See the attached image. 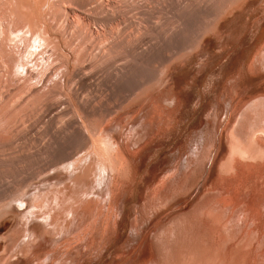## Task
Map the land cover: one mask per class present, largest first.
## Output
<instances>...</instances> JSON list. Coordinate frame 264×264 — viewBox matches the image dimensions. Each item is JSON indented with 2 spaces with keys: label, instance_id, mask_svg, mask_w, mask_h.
<instances>
[{
  "label": "bare ground",
  "instance_id": "obj_1",
  "mask_svg": "<svg viewBox=\"0 0 264 264\" xmlns=\"http://www.w3.org/2000/svg\"><path fill=\"white\" fill-rule=\"evenodd\" d=\"M3 1H4V6L0 9V31L2 32V34H4V37L7 35V38H9V40L14 41L15 39H19L22 43V50H20L22 52H21V55L19 57H14L15 55L11 56V57L10 56L4 57V58L0 57V69H1V71L2 72H3V70L5 71V73L7 75V79H8V81H10V83H13V82L17 83V86L15 89H12V90L9 89L8 90L7 89L8 86L5 85V81H6L5 80L4 86H7L6 89L8 91L6 89H5L6 93L4 91H1V92H4L6 95L2 93L3 95H5V97H3V99H4L3 101H2V99H0L2 101L0 103V123L3 122V125H4V123H6L8 126H10L9 127L10 129H12L11 127L14 126V123H16V121H13L14 119L12 120L10 118L9 113H11V115H17V116H19V114H21V115L24 114V113H22V111H19L20 113L18 114L17 113L18 109L16 107H22V105L27 104V103L29 104L28 101H30V102L35 101L36 99H39V98L44 99L45 97H47L46 94H44V92H43L45 89L49 88L48 89V98H50L52 100H55L57 95L59 93H61V91L63 89V85H64V87L66 86V90H67V84L68 83L72 84V80L77 79V77L74 76L75 74H73V76L75 78H73L72 80H69L68 83H67L68 80H66V75H69L70 68H74L73 65H71L72 61L77 62V65L75 66V68L80 73V76H79L80 82L85 81V82H83V83H85V84H83L84 87L88 83V82L86 83L87 80L89 82L93 81V80L88 79L89 74L86 71H88L87 69L90 68L89 67L90 63L92 64L93 63L92 61L93 60L95 61V59L98 56H95L96 58L92 57V59L94 58L93 60L90 58L92 60L91 62L89 61L90 63L89 62L85 63V62L88 60L87 58L90 57L89 54L91 53V51L94 48H96V52L98 51V53H99V51H101V53H102V54H99L101 56L98 57V59L102 57L101 59L104 58V60L106 58H107L106 60H109V58L111 57V56L109 57L110 54L107 55L106 52L109 53L110 51L115 50V49L118 50V49L124 48L126 50H130L131 55H133V57H131L132 59L134 57H135L134 59H136V54L138 56L137 58L142 57V58L147 59L149 57L152 58L155 56V52L158 51V50H156V47L161 48L159 44H158L159 46L158 45L156 46V42L154 45L153 44L154 42H152V41H151L152 44H149L148 47L146 46L147 48H145V49H142L141 47L140 48L137 47L139 44L138 42H141L142 40L146 39L147 38L146 36H148V38L151 37L147 34L156 33L155 31L158 30L157 28L153 29V27L152 28L143 27L144 32H140L139 35H137V36H132L130 34L132 37L128 38V39H124V40H116L115 39V40H113L114 39L113 38L112 40H110V37L112 38L113 35H117V34L119 35L120 32L122 33V29L116 28L117 29V34H116V32H115L116 30L115 31L114 30L104 31V30H102L103 29L102 27L100 28L97 26V24L100 26H104L105 24L110 26V24H112V23H113V25L116 24V22L119 19L121 20L122 15L125 16L124 12L119 13V9L121 7H126L127 9L130 7L129 9L131 10L134 7V6H132V3H134V2H132L133 0L132 1L129 0L132 3H130L128 1V3L131 4L132 8H131V6H129L130 4L126 5L127 0H3ZM92 1L94 3V6H91ZM94 1H96V2H94ZM153 1H155V0H141V2H139V3H141V6L139 4H137L138 6H140L142 8V11H141L140 7H139V10L141 12V15L143 17H145V20L147 22L149 20H151L150 19L151 17H153V16H151V14L154 12H152V11H151L152 13L149 12V10H154V9H150L151 5L149 4ZM163 1L164 0H162V2ZM214 1L215 0H185V1H180L179 3L177 1L178 7L175 6V7H177L176 9H178V14L176 13L177 14V17H176L177 20L175 21L176 27H175V29L172 27L174 30L172 29L171 33L169 31H167V29H165L168 32V33L167 32H165V33H167V35L169 34L167 39L170 40L173 38H176V39L182 38L183 37L182 35L186 36L187 32L189 31L188 27H190L189 21L187 20V17L189 16V14L191 12L192 13L195 12V13H197V15L199 14L201 17L202 16L203 17L209 16L211 11H214V9H215V6H214L215 2ZM157 2H160V1L157 0ZM165 2H166V0H165ZM167 2L166 3L163 2L164 8H165ZM65 3L68 4L67 7H69V5H71V6L69 8L65 7V5L63 6V4H65ZM168 3L170 4L171 2H168ZM148 4L150 5L149 7H148ZM171 4H173V3H171ZM86 5H87V7L88 6H90V7L88 8V11H85V13L83 11L79 12V10H77V8L84 10L83 8ZM133 5H135V4H133ZM161 5H162V3H159L158 7H161L160 9L163 10L164 8ZM74 6H76L77 8H73ZM127 6H129V7H127ZM167 6H166V9L168 10L169 6L168 7ZM87 7L85 8V10H87ZM153 7H155V9L157 8L156 5H153ZM170 7L173 8L172 5ZM63 8H64V10H63ZM136 8L138 9V7H136ZM156 10H158V9H156ZM156 10H155V12H156ZM167 10H165V11H167ZM165 11H163V14H162L163 16L162 15L161 16L163 18H168L167 16L169 14L167 15L166 13H170V12L167 11L165 13L166 17H164ZM62 12H65L64 18H63V14L60 15ZM159 12L161 14L162 11H157L158 14H159ZM170 14L172 15V12ZM173 14H175V13H173ZM176 14H175V16H176ZM60 16H62V17H60ZM175 16L173 17L174 18L173 20L176 19ZM60 18L61 19L63 18L62 19L63 20V22H62L63 28L61 27L63 31L58 30L60 27L59 26L60 23H58V20ZM188 18L190 19V17H188ZM198 19H196V20H198ZM60 20H59V22H60ZM125 20L122 22L123 24H124ZM143 20H142V22H143ZM55 22H57V25H55L56 24ZM145 22H143V24H145ZM79 24H82V26L84 27L83 30L81 27H79ZM74 25H76V26H74ZM91 25H95V27H98L99 29L97 30L95 27H91ZM125 25H126V23H125ZM134 25H136V23H134ZM137 25H139V23ZM154 25H156L155 27H158L157 23H155ZM162 25H163V23H162ZM56 26H58V27H56ZM118 26L119 25H117V27ZM65 30H66V33H68L71 30L72 33L71 32H69V33H71L72 35L69 34L70 37L66 36L64 34ZM253 32H256V34L253 35L254 37L252 36L255 39L257 36H259L260 30L256 29V31H253ZM93 34H97L96 40H94L95 38L93 39ZM158 34H157V36H158ZM161 35H163V34H161ZM161 35L158 37L162 40V38L164 36L162 37ZM179 35H181L182 37ZM119 36L122 37L121 34ZM157 36L154 37V35H153L152 36L153 40H154V38H157ZM72 37H74V38H72ZM75 38H76V40L78 39L77 41L79 44V45L76 44L77 45L76 47L78 48L80 46L79 47L80 50H79V48H78V50L76 49V47L74 46L75 45V43H74L73 48H75V49L73 51L72 50L73 48L71 47V45L73 44L72 41H74L73 39H75ZM183 38H185V37H183ZM76 40H75V42H76ZM163 40H165V37L163 38ZM11 41L10 42L8 41V42L12 43ZM147 41H148V39H147ZM96 42H97V44H95ZM149 42H150V40H149ZM167 42H168V40H167ZM4 44H6V43H4ZM181 44H182V42H181ZM164 45H166V43ZM4 46L2 48H4ZM11 46H12V44H11ZM15 46L17 47V44ZM172 46H174V45H172ZM69 48H71V50H69ZM164 48L162 45L161 49H164ZM263 48H264V46H263ZM263 48H261L262 52H264ZM138 49H140V50H138ZM197 49H198V47H197ZM117 50H115V51H117ZM76 51H79V52H76ZM94 52L92 51V53H94ZM113 52H112V54H113ZM47 53H48L47 61L49 62L48 65H50L49 68H51L50 72L49 73L46 72L48 74L44 78L39 79L38 85L36 84V86H34V87L31 86L32 87L31 91H29V92H31V93H29L30 95L29 96L26 95L25 96L26 98H23L20 95V93L22 94V92H21L22 89H24L23 86L29 85L37 77L36 74H34V76H32L33 73L31 74V69L28 67V63L30 62L31 56H33V54H37L38 56H42V54L45 55ZM160 53H161V50H160ZM190 53H188V55ZM114 54H116V53L114 52ZM260 54L261 53L256 55V64L254 65V70L256 71L257 75H263L264 74L258 68L261 65L262 66L260 68H262V67L264 68V64L261 63V61H263L262 58H259V60L257 59L258 56L260 57ZM175 55H174V57L171 56L172 59L176 58ZM91 56H92V54H91ZM180 56H182V54ZM261 56L264 59V54H262ZM35 57L36 56L34 55L33 58H35ZM114 57L113 58L111 57L112 59H110V61H108L109 65L110 64L115 65L118 62V61L113 62L115 59H118V58H116L117 56L115 57V59H114ZM171 57L169 59L170 61L168 60L169 62H171V60H172ZM184 57H187L186 54ZM197 58H199V59H201V61H203L202 57L200 55H198ZM101 59H100V61L96 59L97 62L95 61L96 63H93V65H91V66H94V64L97 65L99 62H102ZM31 60L33 61V59H31ZM44 60L46 61V59H44ZM111 60H112V63H111ZM136 60H138V59H136ZM139 60H138V62H139ZM35 61H36V59H34V62ZM38 61H40V60H38ZM108 62H105V63L108 64ZM134 62H136V61H134ZM118 63L116 64V66L118 65ZM168 63H166V64H168ZM263 63H264V61H263ZM159 64H160V62H159ZM171 64H174V63H171ZM202 65L204 66V61L202 62ZM43 66L44 65H42V67ZM102 66H104L103 68L108 67L107 65H102ZM102 66H101V70L103 69ZM116 66H112L113 69ZM119 66H121V65H118L117 66L118 68L114 69V70H118ZM37 67H39V66H37ZM44 67L46 68V66H44ZM248 67H246V69ZM98 68H99V66H98ZM98 70H100V69H97V71ZM106 70L104 69L105 74H103V75H105V80L108 78V76L106 75V72L108 74V71H109V70H107V71ZM248 70L249 71L251 70L250 72L252 73V68H250V69L248 68ZM41 71H42V69H41ZM45 71H43L44 74H45ZM53 71H59L61 77H60L59 81H57V83L55 84L56 87L55 88L53 87V89H50L49 86L47 87V84L49 83V81L52 80ZM239 72H241V69L239 70ZM5 73H3L4 76H5ZM38 73H40V75H42L41 72H38ZM89 73H91V72H89ZM93 73H95V71ZM98 73H99V71H98ZM102 73H103V70L100 73V75ZM161 73H162V71H161ZM109 74H111V72H109ZM152 74H151V76H152ZM242 74H243V72H242ZM54 75H55V73H54ZM123 75H124L123 69L121 71H119L118 75L115 74V72H114L113 77L111 75H109L111 78H113L112 84L114 86L118 85L120 87L121 84L124 83L123 82V80H124ZM12 76H14V77H12ZM26 77H28L27 79L29 81L26 80L24 83H21V80L23 78H26ZM100 77L101 76H99V78ZM99 78H97V80H99ZM67 79H69V77ZM1 80H3V79H0V82H1ZM171 80H172V82L169 81L167 84L163 83L164 80L163 81L160 80L161 83L160 84L158 83L159 85L157 84L155 91L163 85V90L162 91L159 90L160 94L164 95L165 93L168 94L169 92H172L174 84H175L174 83L175 82L174 77ZM70 81H71V83H70ZM96 81H93V83L95 82L94 84H96L98 82V81L97 82ZM100 81H101V79H100ZM19 82L21 83V85H18ZM104 82L105 81H103L101 83L99 82L96 85L97 86L99 85V87H100L101 86L100 84H102ZM6 83H7V81H6ZM75 83L77 86H81V85H78V82H75ZM1 84H3V81ZM1 84H0V87L1 86L3 87V85H1ZM90 85H91V82H90ZM90 85L88 84V86H89L88 88H84V89L82 88L83 91L85 89L91 90ZM102 85H104V84H102ZM167 85H168V87L165 88V86H167ZM4 88H1V90L2 89L4 90ZM70 88H72V87H70ZM73 88L74 89H72V91L76 93L78 91V89H76V87H73ZM100 88H102V86ZM75 89L77 91H75ZM98 89L99 88L96 87L95 90L93 89L91 91H95L94 94H97L98 92L96 93V90L98 91ZM64 90H65V88H64ZM262 90H264V89H262ZM88 91H86V93ZM91 91L88 92L90 94L87 93V96L84 94L87 97V99L85 101L83 99V102H80L82 99L81 100L79 99L78 100L79 101L78 103H80L79 106L76 108H72L73 112L72 111L71 112L73 113L75 118H73V117L71 118L70 115H68L69 113H64L67 111L66 110L67 108L65 109V107H64V109L66 111L65 110L62 111L63 109L60 107L62 104L61 105L59 104V100H58V102L57 101L56 102L51 101L46 106V112L44 111L45 114L46 113L47 114H53L51 118H53L54 116L57 115L56 120L58 121V123H55V122H57L55 119H54L55 122L51 121V122H53V124L50 122H46V124L49 123V125L51 127H52V125H54V123L58 125V127L56 126V128H57V129H55L56 131L53 129H52L54 131V132L52 131L53 133L50 131L51 132L50 134H52L53 137L55 139H57L55 142L57 143L59 138H61V140L64 141L63 138L67 137L69 139V141H72L73 143H75L74 144L75 148L71 152H67L68 150L66 149V147H64L66 145L65 143H61V145L57 144V147H55V148H51L50 142H48L49 145L48 144L43 145V143L41 144V145H43V147L44 146L46 147L48 145L44 150L45 152L43 151V154L46 156L44 158H46V159L55 158L53 160V162H51V164L54 163L53 168L51 170H49V167H47L48 173L46 172L47 173V175H45L46 179L43 181V183H45V186L44 187L40 186L33 193L26 192L24 187H21V188L19 187V189L16 190V192L11 193L9 196H6V194L9 193L8 191H10L8 189V187L4 186L5 188L3 190V188H1V186H0V188L3 190V191L2 190L0 191V227L5 224V220L9 219V217L10 218L15 217L17 219L15 226L9 232V233H12V236L9 235V233L5 236V241H6V243H5V245H6L5 255L0 256V264H24L22 262V258L27 259V264H56L57 260L54 263H52L53 262L52 260L55 257L56 253L53 257V255H52L53 250L49 251L50 250L49 247H50L51 243H57L60 239L62 241L66 237H68L69 229L73 226L81 227L83 232H81L82 230L80 232L85 234V236H83V238H85L86 236H88V238H89V236H91V238H89V239L91 242H93L94 240L98 239L97 233L100 231L99 230L97 233H95L97 231L95 229V225H96V222L98 220L97 218H100L102 216L106 217V215L109 212H111L113 205L116 202L118 203L120 201L121 203H123L119 199V197H120V193H119L120 189L119 188L120 187L118 188L117 184H118V182L121 181V179L124 178L125 173L128 171L127 170L128 167L130 168L129 161H128L129 156H130L129 148H128V142L121 140L122 138H120V127H119L120 125L119 124H116V123L110 124L109 123L110 121L108 123L103 121L102 120L103 119L102 118L103 113L101 114V112H98L97 108H96L97 112H95L93 110V109H95L94 108L95 106H91V104L93 102L91 103L88 100V98L91 99V96L93 98L95 96L94 94H93L94 96L91 94V93H93ZM63 92L64 91H62V93ZM256 92H259V91H256ZM75 93L73 95H75ZM102 93L103 92H101V94ZM233 93L235 95V91H233ZM64 94H66V93H64ZM64 94H61V95H62V98L64 97V99H65L66 98L65 96L67 94L65 96H63ZM77 94L82 95L83 92L79 94V91H78ZM77 94H76V96H74L75 99H77V96H78ZM98 94H100V93H98ZM249 94L250 93L246 92L243 94V96L249 95ZM18 95H19V97H21L20 98L21 100L18 98ZM70 95L73 98L72 92ZM158 95L159 94H157V96ZM99 96L100 95L97 96V99ZM108 97H106V98H108ZM146 97L147 96H145V98ZM159 97H157V98H159ZM29 98H31L33 100H31ZM48 98H46V99H48ZM80 98H82V97H80ZM152 98H154V97H152ZM14 99H17V100L19 99L20 103L18 104L19 100L17 101ZM73 99L68 102V103H70V105H71V102L74 101ZM95 99H96V97H95ZM66 100H70L68 98V96H67ZM154 100H156V99H154ZM230 100H232V99H230ZM13 101L14 102L16 101L17 105L14 107L13 106L11 107L10 105H11V102L14 103ZM78 103H76L75 106H77ZM73 104H74V102H73ZM9 106H10V108H14V109L16 108L15 109V110H17L16 114L12 112L13 111L12 109L10 110L11 112L8 111ZM99 106H100V109H101V106H102V108L104 107L103 104H101V103ZM147 106H148V104H147ZM230 106H232V101L229 102L228 107H227L228 109H226V108L225 109L229 111ZM43 107H45V106H43ZM139 107H138V109H139ZM23 109H24V106H23ZM25 109H27V106L25 107ZM145 109H143V111ZM136 110H137V108L134 109V112L132 113L131 116L127 115L125 117H127L128 120L130 119L131 121H133L134 126L136 127L135 129L138 131L141 130L144 133L143 135H147V133L151 134L152 130H150V129L148 130L147 128L144 129V127H143L144 123H142L143 121L140 122L139 112L136 113ZM159 110H160V108H159ZM230 110H231V107H230ZM252 110H254L256 112L255 117H253V115H252V112H253ZM107 111H109V110H107ZM234 111H235V114L231 118L232 120L229 121L226 125H223L224 121H226L225 120L226 116H225V118L221 121V123L218 126H216V125L212 126L213 133L211 135L214 137L213 141L207 143L209 146L207 145L208 150H207L206 155L202 154V150L204 148V147H202V150L200 152L201 154L199 153V155H203L204 157L201 158V160H199V161L197 159L195 166L192 167L193 169L191 168L192 170H190L191 174L189 173L186 175H179V177L181 179H183V181L181 183L178 182V187L175 185H172L171 182L167 183V186L163 189L160 197L158 198L159 201H161L160 206H157V205H159V204H157L158 201L155 202V204H153V206L150 207V211L148 212V213L151 212L152 217L148 216V213L146 214V219L144 221V224L146 227L139 232L138 231L139 228L137 226H133V229L136 232V236L140 238V240H139L140 241L139 251L142 252L143 248L144 247L147 248V245H149L147 248L148 251L150 252L153 249H155L157 252V255H158L157 259L158 258L162 259L159 262H158L159 259L158 260L156 259L157 261L155 260L154 264H264V256L261 255L264 253V210L260 206L262 200L259 203V200L257 201V198H259V197L257 196V198H255L256 195L259 194L263 190L262 184L264 183V181L263 182L260 181L261 185H258V183H256V184L254 183L255 185L252 186V184H251L252 183L251 181L254 180V178L256 179L257 176H262L264 174V93L258 94V96L253 97V98H249L247 100L244 99L242 101H239L237 103L236 109ZM24 112H26V111H24ZM27 113L28 112H26V114ZM134 113H136V114H134ZM155 113H156V111H155ZM216 113H218V112H216ZM63 114L64 115L67 114L65 116H68V117H66L64 119L65 116ZM224 115H226V114H224ZM24 116H23V120L26 118V116L25 117ZM152 116H154V115H152ZM251 116L253 117V119ZM13 117L15 118V116H13ZM93 117H98L97 118L98 122H97V119L95 121L93 119V121H94L93 122L91 120ZM160 117H161V119H164V116H160ZM153 118H152V120H153ZM15 119H17V118H15ZM20 119H22V118H19L18 122H21ZM38 119L39 118H37V120ZM30 120H32V119L30 118ZM91 121L93 122V124H90ZM154 121H156V120L154 119ZM35 122H36V120H35ZM151 122H153V121H151ZM248 122L249 123L252 122L253 124L252 123L248 124ZM33 124H36V123H32V125ZM141 124H142V126H141ZM18 125L15 124V126L13 127V131L8 132L9 135L12 134L13 132H15L14 134H12L13 136L11 137L13 139L14 135L16 134L15 140L18 139V137L20 138L21 136H23V134H25V132H26L23 123L20 125V127L17 128L16 126H18ZM45 125H44V128L46 127ZM159 125H161V124H159ZM50 126H47L46 129L51 130V129H48V127H50ZM154 127H155V125H154ZM215 127H217V133H218L216 135L219 136L218 147H215V148H217V155L215 156L213 161H211V158H212L211 156H213L212 151H213L214 146L216 144V135H215L216 129H215ZM222 127H224V131H222L223 130ZM15 128H17V129H15ZM31 128L33 129V127H31ZM42 128H40V129H42ZM27 129L28 128H26V130ZM151 129H152V127H151ZM2 130L6 131V129H2ZM111 131H114V135H112ZM26 133H28V132H26ZM42 133H43V131H42ZM223 133L225 134V141L224 140L223 141H224L225 146H226V151H225L224 155L222 157H220V152L223 148V146L221 147V145L223 143V141H222ZM17 134H19L18 137H16ZM200 135H201V133H200ZM9 137H8V139L10 140L11 138H9ZM54 138L52 139V137H51V139H49V140L52 141V140H54ZM12 139L10 141L11 142L13 141L12 143L14 144L15 141ZM44 139H46V138H44ZM207 139H208V137H207ZM9 140L7 141V143L9 145L6 144V142L3 143L2 139L0 140V154L1 155H2V153L5 152L7 145L8 146L13 145ZM46 142H47V140H46ZM58 142H60V140ZM62 144H64V146H62ZM144 144H147V143H144ZM53 145H54V143H52V147H53ZM55 146H56V144H55ZM80 146H81V149H82V147L86 148L87 152L84 151L85 149L82 150V151H84V153L80 152L81 151V149H79ZM203 146H205V145H203ZM39 148L41 150V147H39ZM13 149H14V147H13ZM8 151H10V150H8ZM137 151H138V149H137ZM11 153H13V152H11ZM11 153H8L9 156ZM80 153H81V155H80ZM133 153H136V152H133ZM37 154H36V156H37ZM1 155H0V157L3 156V155L2 156ZM73 155H75V157ZM12 156H10V157H12ZM40 156L42 157L43 155H40ZM7 157L4 158V156H3L2 158H0V174H4V173L5 174L10 173L11 174L10 168H13V166H14L11 164V161L13 159L10 158V159H12L10 161L8 159L9 157L8 158ZM48 157H50V158H48ZM26 158H28V157H26ZM44 158H43V160H44ZM198 158H200V157H198ZM1 159H3L4 161L3 160L1 161ZM5 159H7L8 161ZM17 160H18V158H17ZM17 160H15V161H17ZM28 160H30V159H28ZM33 160L34 159H32V161ZM216 161L220 162L219 177L221 179H217V181L219 182L218 184L212 183L213 185H210L209 188H206L205 181L207 180V178L211 174V172L212 173L215 172ZM35 162H37V161H35ZM219 162H218V164H219ZM33 163H34V161H33ZM45 163H46V161H45ZM209 163H211V167L209 168L208 174L204 179V185L201 187L200 186L198 187V191H197L198 194H197L196 201H195V204H194L192 210L190 212H188L187 214H185V213L181 214L182 211H179V212H177L171 216H168V218L165 220V222L163 221L164 223L160 224L158 227H155L149 231L150 236L148 235L149 237L147 236L145 241H144V244L141 245V242H142V239H143L145 233H148L149 228L152 225H154L157 222L156 219L158 217H160L161 213H159V212L162 209L164 210V208L167 209V208L171 207L172 205L176 204L177 201L182 197L183 194L189 192L190 190L193 192L196 189V187L202 183L201 179H202V177H204L203 175L206 172ZM16 164H19V162ZM48 165H45V166H48ZM28 166H30V164ZM40 166H41V164H40ZM17 168L16 169L13 168V171L14 170L15 171L14 172L12 171V172L15 173L16 170L18 172ZM34 168H31V169H34ZM44 169L45 168H43L42 171H44ZM40 170H41V168H40ZM23 171H25L24 167H23ZM23 171L21 173H24ZM115 171H117V175H118L117 181H115L116 179L114 180ZM222 171H223V178L221 176ZM37 172H40V171L38 170ZM28 173H30V172H28ZM44 173H42L43 175H41V178L44 177ZM34 174H35V172H34ZM70 174H71V176L69 177ZM4 175L2 177H5ZM17 175H15V176H17ZM36 175H40V174H36ZM36 175H35V177L37 180V179H39V178H37L39 176H36ZM23 177H26V176L23 175L21 177V179H18V180L21 181L22 179H25ZM28 178H30V177H28ZM113 180L116 183H114ZM127 180H129V179L126 178V181ZM260 180H261V178H260ZM14 181H15V178H14ZM31 181H29V182H31ZM40 181L37 182V181L33 180L32 182H37L38 184H40ZM196 181H198L199 184L195 185L193 188H191V186L193 185V182H196ZM29 182L27 181V183H29ZM32 182L29 183V185L32 184ZM104 182H105V187H106L105 192L107 194L102 193L103 189L101 187L103 186ZM157 182L154 184L158 185ZM113 183H114V186H112ZM3 184H6V183L4 182ZM20 184H22V183H20ZM20 184L18 186H20ZM126 184H128V182ZM35 185H36V183H35ZM155 185H154V187H155ZM207 185L209 186V184H207ZM31 186H34V184ZM9 187L11 188L12 186H9ZM111 188H112V190H111ZM227 193L230 194L229 198L226 197ZM96 194L98 196L105 195V198L103 197L102 199H99L97 197L94 199ZM158 195H159V193H158ZM262 195H263L262 197L264 199V192L262 193ZM133 198H135V197H133ZM181 207H183V206H181ZM227 208L230 209L229 212L226 210ZM117 210H115V211H117ZM105 217H103L104 220H105ZM107 217L109 218L110 216H107ZM108 218H106V220ZM40 219H42V221H40ZM108 222H110V221H108ZM100 223L102 224V219L100 220ZM101 224H100V226H102ZM106 224H107V222H106ZM108 224L106 225L107 228H108ZM225 225H227V226H225ZM236 230H240V232L242 230V234L240 237H238L240 232L238 231L239 232L238 233V232H236ZM102 231H103V229H102ZM107 231H109V230H107ZM103 232H105V230ZM81 233L79 234V236L81 235ZM73 234L70 237V240L73 237ZM101 234H103V233L101 232ZM106 235H108V233H106ZM247 235H249V236H247ZM75 236H77V235H75ZM75 236H74V238H75ZM100 236L101 235H99V237ZM106 237L108 238V236H106ZM113 237H114V235H113ZM234 239H236V241H234ZM106 240L103 242H106ZM260 240L262 242L261 245L259 244ZM151 241H153V243L155 241V243L161 244L162 248H159V249L155 248V245H154V247H151V245H152V243H150ZM87 243H89L88 240H87ZM92 244L94 245V242ZM92 244H91V246H92ZM239 246H241L243 248V250L241 248L238 249ZM258 246H260V247H258ZM14 248H17V250L13 251ZM89 249L90 248L88 246L86 251H88ZM255 250L257 252H254ZM42 255H44V258H41ZM138 255H139V253H138ZM144 256H146V254ZM144 256L139 257L136 255V258L142 260ZM257 257H258V259H257ZM45 258H48V259L44 261ZM40 259H43V260H40ZM63 260H66V259L63 258ZM59 263L60 262H58V264Z\"/></svg>",
  "mask_w": 264,
  "mask_h": 264
},
{
  "label": "rangeland",
  "instance_id": "obj_2",
  "mask_svg": "<svg viewBox=\"0 0 264 264\" xmlns=\"http://www.w3.org/2000/svg\"><path fill=\"white\" fill-rule=\"evenodd\" d=\"M128 1L129 0H127L126 5L134 2V3H132V6H134L133 7L134 9L132 8L131 4L129 6H131V8L133 10L132 9L130 10L129 6H127V7H129L128 9L126 7H121L119 9V13L124 12L125 16L122 15L121 20L119 19L116 22V24L119 25L118 27L116 24L113 25V23L110 24V26L106 25V24L104 26H100L97 24V26L100 28L102 27L103 28L102 30H104V31H107V30H114L115 31L116 30L115 31L116 34H117L116 28L122 29V33L121 32L119 33V35L121 34L122 37H120L117 34V35H113L114 37L112 36V38L110 37V40H112L113 38H114L113 40H115V39L116 40H124V39L131 38L132 36H137V35H139L140 32H144L143 27H145V28L146 27L147 28L153 27V29L157 28L158 30L155 31L156 33L152 32L153 34H151V33L147 34L151 37L148 38V36H146L147 37L146 39L142 40L141 42H138L139 44L137 47L138 48L141 47L142 49H145L148 47L149 44H152V42H154L153 43L154 45L156 42V46L159 44L160 47L162 48V45H163V48L165 47L166 49L165 48L161 49V48L155 46L156 50H158L159 52L158 51L155 52V56L152 57L153 59L151 57H149L147 59L142 58V57L137 58L138 56L136 54V59H138V60L140 59L139 62H138V60L134 59L135 57L133 59L131 58V57H133V55H131L130 50H126L124 48L118 49V50L115 49L117 51L112 50L109 53L106 52L107 55L110 54L109 57L111 56L113 58L114 56L115 57L117 56L116 58H118V59H115V57H114V59L116 61L114 60L113 62H117V61L119 62L120 61L119 63L118 62L117 63H118V65H121V66H119L118 70H114V69L118 68L117 67L118 65L116 66L117 63L115 65H113V64L109 65L108 61H110V59H112L111 57L109 58V60H106L107 58L105 60H104V58L101 59L102 57L98 59V57L101 56L99 54H102V53H101V51H99V53H98V51L96 52V48H94L92 51L93 52L95 51V52L92 53V51H91V53L89 54L90 57L87 58L88 60L86 59L87 61L85 63H87L89 61L91 62L94 58H96L95 56H98L96 59L99 61L101 59L102 62H99L97 65L94 64V66H91V65H93V63L97 62L96 59H95L96 62L93 60L92 64L89 62L90 68L87 69L88 71H86V72L89 74V78H88L89 80L96 81L97 78H99V76H101L102 78L100 77L99 80H97L98 82L97 81L96 82L101 83V82L105 81L104 83H102L104 85L100 84L102 86V88H100L101 86L99 87V85L97 86L96 85L97 83L94 84L95 82L93 83V81H90L91 82V85H90V82L88 80L86 81V83L87 82L88 83L84 87L83 84H85V83H83V82H85V81H83V82L81 81L82 83L80 82V78H79L80 73L75 68V66L77 65V62L72 61L71 65H73L74 68H70L69 75H66V80H68L67 81V83H68L69 80H72L75 77H77V79H74L75 81L72 80V84H69V83H68L69 85L67 84V90H66V86L64 87V85H63L62 91H64V92L62 93V91H61V93H59L57 95L55 100L48 98V89H49L48 88V89H45L43 91L47 97H45L44 99L39 98V99H36L35 101H31V102L28 101L29 104L27 102L26 103L29 106L27 104H24V105H22V107H16L18 109V111L15 110L16 108L15 109L10 108V106L14 107L17 105L16 101L15 102L13 101L14 103L11 102V105L9 106L8 111H10L12 109L13 110L12 112L15 114H16V111L18 114L20 113L19 111H22V113H24L22 115L19 114V116L11 115V113H9L10 118L12 120L14 119L13 121H16V123H14V126H15V124L16 125L19 124L18 126H16L18 128L23 123V125L25 127V131L28 133L25 132V134H23V136H21L20 138L18 137L19 134H17L16 137H18V139H16L17 140L16 141L15 140L16 134L14 135L13 139L11 138L13 136L12 134H14L15 132H13L10 135L8 133V132L13 131L14 126L11 127L12 129H10L9 128L10 126H8L6 123H4V125H3V122L0 123V126H1L0 127V140L2 139L3 143L6 142V144H8L7 141L9 140L8 137L10 136L9 138H11L12 140L15 141L13 144L12 143L13 141L11 142L10 141L11 139L9 140L14 146L13 145L8 146L9 145L8 144L5 152L2 153V155L4 156V158L8 156L9 158L8 157L7 158L10 161L13 159L11 161V164L14 165L13 166L14 169H16L18 167L17 168L18 172L16 170L15 173H13L15 170L13 171V168H10V170H11L10 172L12 175L9 172H8L9 174L6 173L7 175L5 173H4L5 175L0 174V182L2 183V184L0 183L1 188H3V190H4L5 187H8V189L10 190V191H8L9 193H7L6 196H9L11 193L16 192V190H18L19 187L20 188L24 187L26 192L33 193L40 186H43V187L45 186V183H43V181L46 179L45 175H47V173H48L47 167H49V170H51L53 168V164H54V163L51 164V162H53V160L55 159V158H50V157H48L50 159L44 158L46 156L43 154V151L49 145L48 142H50L51 148L57 147V144L61 145V143H65L66 145L64 146V144H62V146L66 147V149L68 150L67 152H71L75 148V145H74L75 143H73L72 141H69V139L67 137L63 138L64 141L61 140V138H59L58 141L60 140V142L57 141V143H56L55 141L57 139H55L53 137V135L50 134L53 130L57 129L56 126L58 127V125L55 124V123H58V121L56 120L57 115L54 116L53 118H51L53 114H47V113L45 114L46 106L51 101L52 102H56V101L58 102V100H59V104L60 105L62 104L60 106L63 109L62 111H64L67 108L66 110L68 112L65 110L66 112H64V113H69L68 115H70L71 118L72 117L75 118L73 113H72L73 112L72 108L78 107L80 104V103H78L79 102L78 100L82 99L80 102H83V99H84V101H85L87 99V97H86L87 93L93 89L95 90V88L98 87L99 89H98V91L96 90V93L98 92L100 94H98V93L94 94L95 91H91V92H93L91 94L92 95L94 94L95 96L93 95L94 96V98H93L90 95L91 99L88 98V100L91 103L93 102L91 104V106H95L94 107L95 109H93V108L92 109L95 112L98 111V112H101V114L103 113L102 114V116H103L102 120L103 121H105L107 123L110 121L109 122L110 124H113V123L119 124L120 125L119 126L120 127V138H122L121 140L128 142V148H129V153H130L128 161H129L130 168L128 167V169H127L128 171L125 173L124 178L121 179V181L118 182V184H117L118 188L120 187L119 188L120 189L119 199L123 203H121L120 201L118 203L116 202L117 204L115 203L113 205L111 212L108 213L109 215L107 214L106 217L102 216L100 218H97L98 220H97L96 225H95V229L97 231L95 233H97L99 230L100 231L97 233V237L99 240L98 239L94 240L93 241L94 245L92 244L93 242H91L89 239V238H91V236H89V238H88V236L83 238V236H85V234L81 233V232H83V230L81 229V227H78V226L71 227L69 229L68 237H66L64 240L61 241V239H60L57 243H51L52 245L50 244V247H49L50 250L49 251L53 250V252H54V253L52 252L53 257L56 253L55 257L54 258L52 257L53 258L52 263H54L57 260L58 262H60L59 264H81V263L82 264H154L155 260L158 257L156 250L153 249L152 251L149 252L147 249L149 245H147V248L144 247L142 252L139 251V248H140L139 247V243H140L139 240H140V238L136 236V232L134 231L133 226H137L139 228V230H138L139 232L142 229H144L146 227L144 224V221L146 219V214L150 211V207H152L153 204H155V202L158 201L157 204H159V205H157V206H160L161 201H159L158 198L160 197L163 189L167 186V183L171 182L172 185H175L178 187V182L181 183L183 181V179H181L179 177V175H186L189 173L191 174L190 170H192L193 169L192 167L195 166L197 159L199 161V160H201V158L204 157L203 155H206L207 150H208V146H209L207 143L213 141L214 137L211 135L213 133L212 126H215V125L218 126L221 123V121L225 118V116H226L225 120L227 122L224 121L223 125H226L229 121L232 120L231 118L235 114L234 110L236 109V105L239 101H242L244 99L247 100L249 98H253V97L258 96V94L264 93V90H262V89H264V74L263 75H257L256 71L254 70V65L256 64V55L257 54L261 53L260 57L258 56L257 59L259 60V58H262V60L264 61L263 57L261 56L262 54H264V52L261 51L262 50L261 48H263V46H264V0H215L214 1L215 2L214 3L215 9H214V11H211L209 16L206 15L207 17H205V16L201 17L199 14L197 15V13H195V12H193V13L191 12L189 14L188 17H190V19L187 17V20L189 21L190 27H188L189 28L188 30L190 32L188 31L186 36L182 35L185 38H183L181 35H179L182 38H177V39L173 38L170 40L167 39L169 36V34L167 35V33H168L167 31H169L171 33L172 29L173 28L175 29V27H176L175 21L177 20L176 17L178 14V9H176L178 7L177 1L179 3L180 1H185V0H177V1L176 0H173V1L172 0H169V1L166 0V2L168 1V2H171L174 4V5L171 3L169 4L167 2L166 6L167 5L169 6L168 10L166 9V6H165V8L163 7V2L166 3L165 0L163 2H162V0H158L160 2H157V0H155L151 3H149L152 7V8L150 7V9H154V10H149V12L150 13L154 12V13L151 14V16H153V17H151L150 18L151 20H149L148 22L145 20V17H143L141 15V12L139 10V7L141 6V3H139V2H141V0H139V1L138 0H133V1L130 0V1H132V2L129 1L130 3H128ZM94 2H96V1H94ZM159 3H162L161 6L165 10H167L170 13L172 12V15L170 13H166L167 11H165L163 8H162L163 10H161L160 9L161 7H158ZM133 4H135V5H133ZM137 4H139L140 6H138ZM149 4H148V7L150 6ZM64 5H65V7H67L68 4L65 3V4H63V6ZM153 5H156V7H157L156 9H158V10H156L155 7H153ZM171 5L173 6V8L170 7ZM3 6H4V1L0 0V9ZM70 6L71 5H69V7ZM91 6H94L93 1H92ZM135 6L138 7V9ZM175 6H177V7H175ZM69 7H67V8H69ZM86 7H87V5L83 8L84 10L77 8L76 6H74L73 8H77V10H79V12L83 11L85 13V11H88V8L90 6L87 7V10H85ZM140 9L142 11L141 7H140ZM63 10H64V8H63ZM155 10H156V12H155ZM157 11H162V12H161V14H160V12L158 14ZM163 11H165L164 17H166V14L167 15L169 14L170 16L168 15L167 16L168 18H163L162 17ZM64 13L65 12H62L60 14V15L63 14V18H64ZM173 13H175V14L177 13L176 16ZM174 16L176 18L175 20H173ZM60 17H62V16H60ZM196 19H198V20H196ZM59 20H58V23H60L59 24L60 27L58 30H62L63 20L62 21L60 20V22H59ZM124 20H125V22L123 24L122 22ZM142 20H143V22H145V24H143ZM133 22L136 23V25H134ZM55 23H56L55 25H57V22H55ZM125 23H126V25H125ZM138 23H139V25H137ZM155 23L158 24L157 26L159 28L155 27L156 26V25H154ZM162 23H163V25H162ZM74 26H76V25H74ZM56 27H58V26H56ZM79 27H81L82 30L84 29L82 24H79ZM91 27H95V25H91ZM98 27H95V28L98 30L99 29ZM165 29H167V31ZM256 29L260 30V34H259V36H257L254 39L253 35H255L256 32H253V31H256ZM69 32L72 33L71 30ZM69 32L66 33V30H65L64 34L66 36L70 37V35H72V34ZM165 32H167V33H165ZM157 34H158V36L163 34L161 36L162 37L164 36L165 40H163L164 37L163 38L161 37L162 38V40H161L157 36ZM0 35H1L0 36V57L4 58V57H9V56L11 57L14 55H15L14 57H19L21 55V52H22V51H20V50H22L21 41L19 39H15L14 41L13 40L11 41V40H9V38H7V35L4 37V34H2V32L0 33ZM153 35H154V37L157 36V38H154L155 41L153 40V37H152ZM96 37H97V34H93V39L95 38L94 40H96ZM72 38H74V37H72ZM147 39H148V41H147ZM73 40H74V41H72L73 44L71 45L72 48H73L74 43H75V45H74L75 47L77 46L76 44H78V41H77L78 39L76 40V38H75ZM75 40H76V42H75ZM149 40H150V42H149ZM167 40L169 43L167 42ZM8 41L9 42L11 41L12 43H9ZM157 41L158 42L160 41V42L158 43ZM181 42H182V44H181ZM2 43L3 44L6 43V44H4L5 46ZM15 43L17 44V47L19 46L20 48L19 47L17 48L15 46L16 45ZM165 43H166V45H164ZM11 44H12V46H11ZM95 44H97V42ZM172 45H174V46H172ZM3 46H4V48H2ZM197 47H198V49H197ZM78 48L76 47L77 50H78ZM74 49L75 48H73L72 50L74 51ZM69 50H71V48H69ZM79 50H80V48H79ZM138 50H140V49H138ZM160 50H161V53H160ZM113 51L116 54H114ZM76 52H79V51H76ZM112 52H113V54H112ZM184 53L186 54L187 57H184L185 56ZM188 53H190V54L188 55ZM91 54H92V56H91ZM181 54H182V56H180ZM34 55L37 58L36 57L33 58ZM47 55H48V53L45 55L42 54V56H38L37 54H33V56H31V58H30V62L28 61L29 62L28 67L31 69V74L33 73L32 76H34V74H36L37 77L29 85L23 86L24 89H22V91H21L22 94L20 93V95L23 98H26L25 97L26 95L29 96L30 95L29 93H31V92H29V91H31V88L36 86V84L38 85L39 79L44 78L50 72L51 68H49L50 65H48L49 62L47 61V57H48ZM174 55L176 58L172 59L171 56L174 57ZM198 55H200L202 57V60L204 61V66L202 65L203 61H201V59L197 58ZM92 57H94V58L92 59ZM170 57L173 60V61L171 60V62H169ZM31 59H33V61ZM34 59H36L35 62H34ZM44 59H46L47 62ZM38 60H40V61H38ZM132 61L133 62L136 61V62L133 63ZM263 61H261L262 64H264ZM105 62H108V64H106ZM159 62H160V64H159ZM111 63H112V60H111ZM166 63H168V64H166ZM171 63H174V64H171ZM42 65L46 66V68L44 66L42 67ZM100 65L101 66L102 65L108 66V67L105 66L106 68H103L104 66H102L103 73L101 75H100V73L102 72V70H101ZM37 66H39V67H37ZM98 66H99V68H98ZM112 66H116V67H114V69H113ZM261 66H259L258 68L262 71V73H264V68L263 67L260 68ZM246 67H248L249 69L252 68V73L250 72L251 70L249 71L248 68L246 69ZM41 69H42V71H41ZM97 69H100L101 71L98 70L99 71V73H98ZM104 69L109 70L108 74L106 72V75L109 78V79L108 78L106 79L107 81L105 80V75H103V74H105ZM122 69L124 71V75H123V78H124L123 82L124 83H122L120 87L118 85L114 86L112 84L113 78H111L109 75H111L113 77L114 72H115V74L118 75L119 71H121ZM240 69H241V72H239ZM43 71H45V74ZM94 71H95V73H93ZM161 71H162V73H161ZM38 72H41L42 75H40V73H38ZM46 72H48V73H46ZM89 72H91V73H89ZM109 72H111V74H109ZM242 72L244 75L242 74ZM3 73H5V71L3 70V72H2L0 69V79H3L0 82V84H1L3 81V84H1V85H3V87L2 86L0 87V94H1L0 99H2V101L4 100L3 97H5V95H6L5 94L6 93L5 92L6 87L7 86L9 87V88L7 87L8 90L9 89L12 90V89H15L17 86L16 82L12 81L13 83H10V81H8V79H7L6 73H5V76ZM54 73H55V75H54ZM73 74H75L74 75L75 77L73 76ZM151 74H152V76H151ZM12 77H14V76H12ZM60 77H61V75H60L59 71H53L52 80L49 81V83L47 84V87L49 86L50 89H53V87L55 88L56 87L55 84L57 83V81H59ZM68 77H69V79H67ZM173 77H174V81H175L174 87L172 86L174 91L172 90V92H169L168 94L165 93L164 95L160 94L159 90H161V91L163 90V85L155 91L157 84L161 83L160 80H162V81L164 80L163 83L167 84L169 81L172 82L171 79ZM27 78L28 77L23 78L21 80V83H24L26 80L29 81ZM100 79H101V81H100ZM5 80L7 81V83ZM4 81H5V85H7V86H4ZM75 82H78V85H81L82 87L77 86ZM21 83L19 82L18 85H21ZM70 83H71V81H70ZM88 84L91 86L90 87L91 90L85 89L86 91L89 90L86 93V91L84 90L85 91L84 92L83 89L88 88L89 87ZM69 86L72 88H70ZM73 87H76V89H78L79 94L82 92H83V94L78 95L77 94L78 91L76 89H75V91H77V92L76 93L73 92L72 91V89H74ZM167 87H168V85L165 86V88H167ZM1 88H4V90L3 89L1 90ZM64 88H65V90H64ZM1 91H4L5 93L1 92ZM233 91H235V95H234ZM256 91H259V92H256ZM71 92H72V95L75 93V95H73L74 99L70 95ZM101 92H103V93L101 94ZM246 92L250 93V94L243 96V94ZM2 93L5 95H3ZM64 93H66L67 95ZM61 94H64L63 96L66 95L65 96L66 98L68 96V98L70 100H66V98L64 99V97L62 98ZM76 94L78 95L77 99H75V97H74V96H76ZM88 94H90V93H88ZM157 94H159V95L157 96ZM96 95L97 96L100 95L98 97V99H97ZM79 96L82 98H80ZM145 96H147V97L145 98ZM95 97H96V99H95ZM106 97H108V98H106ZM152 97H154V98H152ZM157 97H159V98H157ZM18 98L20 99L21 97H19V95H18ZM46 98H48V99H46ZM29 99H31V98H29ZM72 99L74 101H72L71 105H70V103H68V102L71 101ZM154 99H156V100H154ZM230 99H232V100H230ZM14 100H17V99H14ZM20 100L18 101V104L20 103ZM31 100H33V99H31ZM2 101L0 100V103ZM230 101H232L233 107L230 106L231 110L229 107V111H230L229 112L226 109H228L227 107H228V104ZM73 102H74V104H73ZM76 103H78L77 106H75ZM100 103L103 104V106H104L103 108L101 106V109L99 106ZM147 104H148V106H147ZM23 106H24V109H23ZM26 106H27V109H25ZM43 106H45V107H43ZM64 107H65V109H64ZM138 107H139V109H138ZM158 107L160 108L161 111L159 110ZM96 108H97V111H96ZM136 108H137L136 113L139 112L140 122L143 121L142 123H144V125H143L144 129L147 128L148 130L149 129L152 130L151 134L147 133V135H143L144 133L141 130L138 131L135 129L136 127L134 126V122L131 121L130 119L128 120L127 117H125L127 115L131 116L132 113L134 112V109H136ZM143 109H145V110L143 111ZM107 110H109V111H107ZM24 111L28 112L27 113L28 115ZM155 111H156V113H155ZM252 111H253L252 115H253V117H255L256 112L254 110H252ZM216 112H218V113H216ZM136 113H134V114H136ZM224 114H226V115H224ZM24 115L26 116V118L23 120ZM65 115H67V114H65ZM152 115H154V116H152ZM13 116H15V118H17V119H15ZM160 116H164V119H161ZM66 117H68V116H65L64 119ZM253 117H252V119H253ZM19 118H22V119H20L21 122H18ZM30 118L32 120H30ZM37 118H39L38 119L39 121L37 120ZM97 118L98 117H93L91 120L93 121V119H94V121H95ZM152 118H153V120H152ZM54 119L57 122H55ZM154 119L156 121H154ZM35 120H36V122H35ZM51 121L55 122L54 125H52L53 122H51ZM92 121L90 122V124H93L94 121L93 122ZM151 121H153V122H151ZM46 122L52 123L51 124L52 127L49 125V123L46 124ZM97 122H98V119H97ZM32 123H36V124L32 125ZM250 123H252V122H250ZM250 123L248 122V124H250ZM159 124H161V125H159ZM44 125L46 126L45 128H44ZM154 125H155V127H154ZM47 126H50V127H48V129H51V130H47L46 129ZM141 126H142V124H141ZM31 127H33V129ZM151 127H152V129H151ZM17 128H15V129H17ZM26 128H28V129L26 130ZM40 128H42L43 130ZM2 129H6V131L2 130ZM215 129H216L215 130V132H216L215 135H216V134H218L217 133V127H215ZM222 129H223L222 131H224V127H222ZM42 131L44 134L42 133ZM111 133H112V135H114V131H111ZM200 133H201V135H200ZM50 136L52 137V139L54 138V140H52V141L49 140V139H51ZM204 136L205 137L207 136L208 139H207V137L205 138ZM44 138H46V139H44ZM218 138H219V136L216 135V144L214 146V149L212 148L213 149V151H212L213 156H211L212 157L211 161H213V159L217 155V148H215V147H218ZM46 140H47V142H46ZM223 140L225 141V134L224 133H223L222 141ZM224 141L221 145V147L223 146V148L220 152V157H222L226 151V146H225ZM51 142L54 143L53 147H52ZM42 143H43V145H45V144H48V145L46 147L45 146L43 147V145H41ZM144 143H147V144H144ZM55 144H56V146H55ZM203 145H205V146H203ZM13 147H14V149H13ZM39 147H41V150ZM202 147H204L203 150H202ZM79 149H81V146ZM137 149H138V151H137ZM8 150H10V151H8ZM82 150L87 152L86 148L82 147L81 151L79 150L80 152L84 153V151H82ZM201 150H202L203 155H199ZM11 152H13V153H11ZM133 152H136V153H133ZM8 153H11L13 156L10 154V156H12V157H10ZM36 154H37V156H36ZM40 155H43V156L41 157ZM80 155H81V153H80ZM73 156L75 157V155H73ZM2 157H0V158H2ZM26 157H28V158H26ZM198 157H200V158H198ZM10 158H12V159H10ZM17 158H18V160H17ZM31 158L34 159L33 160L34 163H33ZM43 158H44V160H43ZM28 159H30V160H28ZM2 160L3 159H1V161ZM5 160H7V159H5ZM15 160H17L19 162V164H16L18 162ZM35 161H37V162H35ZM45 161H46V163H45ZM219 161H216V163H215V169H216L215 172H213V173L211 172V174L208 176L207 180L205 181L206 188H209L210 185H213L212 183L218 184L219 182L217 181V179H221L219 177V166H220ZM218 162H219V164H218ZM29 164H30V166H28ZM40 164H41V166H40ZM45 165H48V166H45ZM23 167H24L25 171H23ZM30 167L31 168L35 167V168L31 169ZM210 167H211V163H209L208 168L203 175L204 177H202V179H201L202 185L199 184L198 181L193 182V185L191 186V188H193L195 185L199 184L193 192L190 190L189 192L183 194L182 197L177 201L176 204L172 205L171 207H169L167 209L164 208V210L162 209L159 212V213H161L160 217H158L159 219L157 218L158 219V220L156 219L157 222L149 228L148 233H145V235L142 239L141 245L144 244L146 237L148 235L150 236L149 231L155 227H158L160 224L164 223L165 220L168 218V216H171V215H173L179 211H182L181 214H184V213L187 214L188 212H190L192 210V208L195 204V201H196L197 194H198V192H197L198 187L199 186L201 187L204 185V179L207 176L208 170ZM40 168H41V170H40ZM43 168H45L44 171H42ZM38 170L40 172H37ZM22 171L25 174L21 173ZM28 172H30V173H28ZM34 172H35V174H34ZM44 172L45 173L47 172V173L45 174ZM42 173H44L45 178L43 176H42L43 178H41V175H43ZM22 174L24 176H26L23 178H25L28 182L31 180L39 182L42 179L40 181L41 185L38 184L37 182H32V181H31L32 184L29 185V183H31V182L27 183V181L25 179H22L21 181L18 180V179H21V177L23 176ZM36 174H40V175H36ZM3 175L5 177H2ZM15 175H17V176H15ZM35 175L39 176V177H37L39 179L36 180ZM70 176H71V174L69 175V177ZM117 176H118L117 171H115V173H114V180L116 179L115 181H117ZM221 176L223 178V171L221 172ZM28 177H30V178H28ZM14 178H15V181H14ZM126 178L129 180L126 181ZM257 178L256 179L254 178V180L251 181L252 186H254L256 183H258V185H261V182L264 181V179H263L264 174L262 176H257ZM260 178H261V180H260ZM114 180H113V182L116 183ZM4 182L6 184H3ZM127 182H128V184H126ZM156 182L158 185L154 184ZM18 183L19 184L22 183V184H20V186H18L19 185ZM35 183H36V185H35ZM114 183L112 186H114ZM33 184H34V186H31ZM153 184L155 185V187ZM207 184H209V186ZM8 185L12 186V187L10 188ZM263 185H264V183L262 184V187H263L262 191L264 192V186ZM1 188H0V191L2 190ZM101 188L103 189L102 193L107 194L105 192L106 191L105 182L103 183V186ZM112 188H111V190H112ZM262 191L259 193L260 195L257 194L255 198H257V196L259 197V198H257V201L259 200V203L262 200L260 206L264 210V201H263L264 199L262 197L263 196ZM158 193H159V195H158ZM97 197L99 199H102L103 197L105 198V195L98 196L96 194L94 199ZM133 197H135V198H133ZM226 197L229 198L230 194L227 193ZM181 206H183V207H181ZM115 210H117V211H115ZM226 210L229 212L230 209L227 208ZM107 216H110V217L108 218ZM148 216L152 217L151 212L148 213ZM103 217H105V220H106V218H108L107 220L110 222H108L107 220L105 221ZM101 219H102V224L100 223ZM16 221H17V219L15 217H11V218L9 217V219L5 220V224L0 227V256L5 255V249H6L5 236L13 229V227L16 224ZM40 221H42V219H40ZM106 222H107V224L109 223L108 228L106 227V225H107ZM99 223L102 226H100ZM225 226H227V225H225ZM102 229H103V231L105 230V232H103ZM106 229L109 231H107ZM238 231L240 232V230H236V232H238ZM79 232L81 233V235H80L81 237L79 236V234H80ZM101 232L103 234H101ZM106 233H108V235H106ZM72 234H73V237H72L73 239L71 238V240H70V237L72 236ZM241 234H242V230L239 233L238 237H240ZM9 235L12 236V233H9ZM75 235H77V236H75ZM99 235H101V236L99 237ZM113 235H114V237H113ZM74 236H75V238H74ZM106 236H108V238ZM247 236H249V235H247ZM87 240L89 243H87ZM105 240H106V242H103ZM234 241H236V239H234ZM150 243H152V245L150 244L151 247H154V245H155V248H158V249L162 248L161 244L155 243V241H154V243H153V241H151ZM261 243L262 242L260 240L259 244L261 245ZM91 244H92V246H91ZM87 245L90 248L88 251H86L88 248ZM258 247H260V246H258ZM240 248L243 250V248L241 246L238 247V249H240ZM16 250H17V248H14L13 251H16ZM256 250L254 252H257ZM138 253H139V255H138ZM145 254H146V256H144ZM136 255L139 257H142V256H144V257L142 260L137 259ZM261 255L264 256V253ZM41 258H44V255H42ZM63 258L66 260H63ZM47 259L48 258H45L44 261ZM158 259H157L158 262L162 260L160 258H158ZM257 259H258V257H257ZM40 260H43V259H40ZM57 261H56V264H58ZM22 262L24 264H27V259L22 258Z\"/></svg>",
  "mask_w": 264,
  "mask_h": 264
}]
</instances>
